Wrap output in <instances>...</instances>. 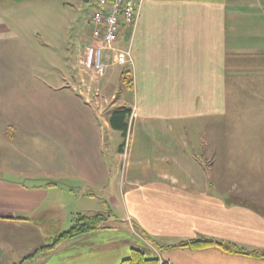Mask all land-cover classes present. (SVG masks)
I'll return each instance as SVG.
<instances>
[{
  "label": "crops",
  "instance_id": "1",
  "mask_svg": "<svg viewBox=\"0 0 264 264\" xmlns=\"http://www.w3.org/2000/svg\"><path fill=\"white\" fill-rule=\"evenodd\" d=\"M26 2L35 9L48 0H0V57L32 50L38 39L36 29L14 21ZM113 47L129 48L131 57L122 67L131 91L124 107L130 110L127 124L132 121L128 144L127 134L123 138L109 124L114 107L98 106L105 133L125 141L117 150L105 147L93 125L87 138L79 132L66 137L62 126L53 157H36L25 135L22 145H13L20 131L39 122L21 77L0 74V138L8 139L0 151V259L120 264L135 249L159 264H264L218 248L175 247L212 239L264 251V139L235 140L225 132L228 114L229 124L238 115L228 99L245 93L244 81L256 80L251 88L264 97V0H142L134 26L120 31ZM247 146L255 149L250 153ZM118 168L119 201L108 194L121 211L114 216L91 202L104 201L97 193L107 194ZM79 214H101L103 229L37 252Z\"/></svg>",
  "mask_w": 264,
  "mask_h": 264
},
{
  "label": "rangeland",
  "instance_id": "2",
  "mask_svg": "<svg viewBox=\"0 0 264 264\" xmlns=\"http://www.w3.org/2000/svg\"><path fill=\"white\" fill-rule=\"evenodd\" d=\"M94 1L48 0L47 4L37 3L35 9L31 7L30 2L21 3L19 15L15 16L14 21L26 30L36 29L38 39L35 40V45L33 43L32 50L30 48L13 50L0 57V74L21 77L20 84L25 85L29 93L25 99L28 98L29 106L35 109V121L39 122L32 131H20L17 138L20 139L13 145H22L21 140L25 135L29 143L33 141L29 148H32L36 157L39 156L40 159L48 156V153L52 157L58 154V141L64 131L62 126H65L66 137H69L70 132H73V136L75 132H79L78 137L81 138H87L89 135H85L86 132H90L92 125L96 126L99 129V139L104 137V145L109 149L113 147L117 150L118 146L125 142L114 132L108 135L105 133L98 108L114 107L115 110L129 106L131 91L122 83L119 75L123 68L112 64V55L108 60L103 58L106 66L104 76L94 82L91 79L92 73L82 67L79 57L91 30L90 16L95 7ZM24 36L31 42V35ZM245 42L247 40L239 44ZM27 77L28 82L25 81ZM256 83V80L250 83L244 81L241 89L248 92L245 91L238 99H228L230 109L237 107L238 113L237 120L234 119L230 124L228 114V120L225 122L228 138L247 141L264 139L263 125H259L264 121V97L255 96L260 94L251 88ZM253 91L254 93H251ZM69 119L75 120V123L69 124ZM233 123H238L239 126L235 127ZM131 125L132 121L128 120L127 144ZM6 147L8 139L4 136L1 139L0 151ZM243 148L239 147V150ZM245 148H248V152L255 149L251 146ZM222 154L227 155V152ZM122 172L121 168L115 169L114 177L109 178L106 185L107 194L97 193L104 201L101 202L99 199L98 204L91 202L93 209L99 208L102 213H111L114 216L121 214L108 199V194L119 201ZM50 178L58 180L55 175H51ZM0 262L6 264L3 259H0Z\"/></svg>",
  "mask_w": 264,
  "mask_h": 264
},
{
  "label": "built area",
  "instance_id": "3",
  "mask_svg": "<svg viewBox=\"0 0 264 264\" xmlns=\"http://www.w3.org/2000/svg\"><path fill=\"white\" fill-rule=\"evenodd\" d=\"M142 0H95L90 16L91 30L81 56L82 67L92 73L96 82L105 73L103 58L112 55V64L123 67L131 63L130 50L113 47L122 30L135 24L138 6Z\"/></svg>",
  "mask_w": 264,
  "mask_h": 264
},
{
  "label": "trees",
  "instance_id": "4",
  "mask_svg": "<svg viewBox=\"0 0 264 264\" xmlns=\"http://www.w3.org/2000/svg\"><path fill=\"white\" fill-rule=\"evenodd\" d=\"M120 79L125 86H129V71L124 69L120 73ZM130 116V110L127 108L115 109L109 116V124L115 131L121 132L123 138H125L128 131L127 118ZM122 147V145H121ZM50 185L54 183H49ZM104 219L101 214L87 215L79 214L74 219L72 225L68 230L57 235L50 244L40 248L37 252H47L58 248L62 243L75 239L77 237L94 233L100 229H103ZM175 247H189L193 249H205V248H218L223 252L229 254H238L243 256H250L254 258L264 259V251H252L248 252L241 248H238L229 243H223L212 239H195L184 243H180ZM37 253H33L29 258H33ZM120 264H159L158 260L147 259L139 250L131 249L127 259L123 260Z\"/></svg>",
  "mask_w": 264,
  "mask_h": 264
}]
</instances>
